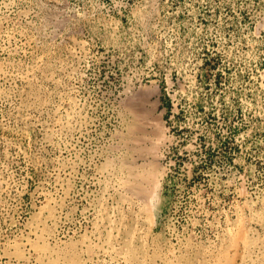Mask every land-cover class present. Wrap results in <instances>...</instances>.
I'll list each match as a JSON object with an SVG mask.
<instances>
[{
	"label": "rangeland",
	"instance_id": "rangeland-1",
	"mask_svg": "<svg viewBox=\"0 0 264 264\" xmlns=\"http://www.w3.org/2000/svg\"><path fill=\"white\" fill-rule=\"evenodd\" d=\"M0 264H264V0H0Z\"/></svg>",
	"mask_w": 264,
	"mask_h": 264
},
{
	"label": "bare ground",
	"instance_id": "bare-ground-1",
	"mask_svg": "<svg viewBox=\"0 0 264 264\" xmlns=\"http://www.w3.org/2000/svg\"><path fill=\"white\" fill-rule=\"evenodd\" d=\"M60 257V256H59ZM66 262V261H65Z\"/></svg>",
	"mask_w": 264,
	"mask_h": 264
}]
</instances>
